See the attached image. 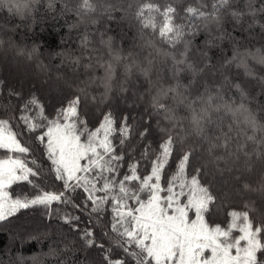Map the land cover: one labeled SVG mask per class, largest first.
Here are the masks:
<instances>
[{
    "label": "snow or ice",
    "instance_id": "6c2138e0",
    "mask_svg": "<svg viewBox=\"0 0 264 264\" xmlns=\"http://www.w3.org/2000/svg\"><path fill=\"white\" fill-rule=\"evenodd\" d=\"M236 2L212 0L209 5L200 0L197 7L181 8L175 0H62L58 10L57 0H0V9L30 21L29 27L42 11L51 14L53 20L74 16L72 23L65 24L69 33L84 27L77 36L80 54L66 50L55 55L75 66L87 57L89 63L83 65L86 69L100 66L105 73L99 83L96 78L75 86L65 81V87L72 91L62 97L51 117L34 92L24 98L19 91H8L9 97L17 98V104L10 105L13 114L0 118V151L4 153L0 158V224L22 210L43 208L50 218L55 214L78 232L83 247L101 249L105 264H264V103L251 107V98L239 84L230 85L238 97L226 92L227 77L223 82L215 80L219 68L207 50L215 46V41L225 39L227 17L235 27L245 17L264 14V0L259 7L254 0H244L239 8ZM100 19L134 20L139 25L137 36L143 41L140 47L153 49L156 56L164 57V63L171 61L175 82L165 86L162 77L152 79V53L143 65L132 53H125L113 37L106 36L108 28L91 33L88 25H96ZM260 28L264 31V24ZM200 31L207 33L205 48L194 49L192 40ZM97 34L110 57L108 61H103L100 49L93 46L91 36ZM227 38L233 39L230 33ZM3 43L0 39V47ZM39 54V45H34L26 55L32 60ZM18 55H25L24 50L19 49ZM245 57L264 64L261 49L241 53L235 44L225 64L239 59L237 66L255 78L247 69ZM122 60H131L124 65L126 77L135 69L150 85L148 105L153 114L162 117L156 122V147L145 139L151 127L147 122L149 127L138 133L143 147L136 155L131 154L135 147L129 142L136 118L125 113L117 124L111 103L115 66ZM182 74H187V84L182 82ZM260 80L264 85V77ZM93 85L103 91L92 95L89 88ZM2 86L0 81V95ZM116 91L123 96L128 89L121 84ZM89 105L101 109V119L93 128L83 115ZM181 106L187 116L177 114ZM25 137L43 146L52 181L59 182V190H47L38 182L41 165L31 158L32 149L22 142ZM250 144L255 147L250 148ZM256 162L260 164L259 179L253 181L246 174L253 172ZM166 168L169 175L162 184ZM21 182L31 186L33 193L13 196L8 191ZM77 191L83 194L79 204L72 199ZM235 198L241 200L245 210L230 211L226 226L212 221L217 211ZM69 207L90 217L95 214L89 224H98L105 211L110 212L102 226V235L110 246L97 241L92 227L81 229L80 216L68 211ZM190 212H194L191 219ZM206 214H210L207 219ZM113 246L120 250L117 258H113Z\"/></svg>",
    "mask_w": 264,
    "mask_h": 264
},
{
    "label": "trees",
    "instance_id": "16d2710c",
    "mask_svg": "<svg viewBox=\"0 0 264 264\" xmlns=\"http://www.w3.org/2000/svg\"><path fill=\"white\" fill-rule=\"evenodd\" d=\"M209 5L212 0H205ZM257 7H259L260 0H254ZM178 7H186L191 5L197 7L200 0H175ZM62 0H57L56 7L59 10L62 8ZM71 6V5H70ZM244 0H237L236 7H243ZM209 11L210 8L204 9ZM119 16V13L116 14ZM43 16V19H41ZM37 22L29 27L30 21L21 20L19 17L10 15L5 9H0V39L7 43V47L10 52L16 56H21L25 61L29 62L31 67L38 68L43 73H37L40 77L42 85L35 86L29 85L26 82L21 85H10L7 81V77L11 76L12 72L7 69L2 62V55L0 54V81H3V94L0 95V117L6 118L7 115L13 114V108L10 105L15 106L17 104L16 97H9L8 91H19L22 97L26 98L31 93H35L42 103L45 105V113L50 117L55 115L57 107L60 106V101L63 96L69 94L72 89L66 88L64 82L67 81L75 84H80L81 81L88 80L89 78H96L99 83V78L104 76V68L96 66L94 68H85L83 65L89 63L87 57L81 61L80 66H75L71 62L62 61L61 57L56 56L55 53L61 51H71L75 55H79L77 36L79 32L84 30L82 26L78 30H72L69 33L65 21L72 23L75 17L72 15H66L62 18L53 20L51 14L44 13L37 14ZM253 19L258 21L253 23ZM184 22V21H181ZM252 27H249V25ZM260 24H264V14H258L255 18L245 17L240 25L234 27V22L230 17L225 19L224 28L226 29L225 39L215 41V46L209 47L208 56L214 65H217L219 71L215 73V80L217 82H223L225 77L229 82V87L225 88V91L234 97H238L239 93L236 89L231 88L230 85L235 83L239 84L251 98V107L257 108L259 104L264 103V94H261V88L264 85L261 84V77H264V64L257 63L251 57H245L247 69L255 74V78L246 74V70L242 66H237L240 60L237 59L232 64H225L226 58H230L233 54L234 44L243 53L246 50L255 52L256 49H261L264 52V31L261 30ZM105 28H108L106 36L113 37L114 42L121 47L125 53H132L133 57L143 65H147L146 57H149V53L152 56L149 58L154 59L153 75L152 79H157L158 76L163 78L165 86L174 83L171 76V61L164 63V57L156 56L153 49L144 48L140 45L143 43L138 36L139 25L134 20H119L118 22L109 21L106 19H100L96 25H88V30L91 33L104 32ZM3 31V32H2ZM231 34L232 40L227 38V34ZM148 30H145V36L147 38ZM106 38V37H105ZM207 33L200 31L192 40L193 48H205V41L207 40ZM93 46L100 49L99 55L103 61H108L110 57L107 54V50L99 44V35L91 36ZM66 41V42H62ZM34 45H39L40 54L32 60L27 59V52L31 50ZM13 47V49H12ZM165 50H169L167 45L162 46ZM5 50V45L0 47ZM23 49L25 55H18V50ZM171 51H175L172 49ZM195 59H199L197 56ZM95 63V60L92 61ZM131 63V60H122L115 66V77L113 80L114 99L111 101L114 108V115L117 118V124L122 114L128 113L132 117H135L134 122V134L130 139L135 147V152L131 153L136 155L140 152L143 144L139 140L138 133L145 127H149L151 124L149 137L146 140H150L153 147H156L157 137L159 135L157 128V121L162 120V117H158L153 114L152 109L148 105L149 101V88L150 85L144 80L135 69L132 70L130 76H125L124 65ZM41 64L46 66L41 67ZM223 65V67H220ZM60 77V79H57ZM197 79H203L198 77ZM45 80V81H44ZM183 83H188L187 74L181 75ZM26 81V80H25ZM62 84L59 86V84ZM55 86H52V85ZM124 84L128 91L121 96L116 89ZM82 86V85H81ZM51 92H48L50 91ZM202 90V89H201ZM103 91L102 87H96L95 85L89 88V92L92 95H99ZM53 92V94H52ZM154 94V90H153ZM143 97L140 99L139 97ZM227 98V97H226ZM171 103V101H165ZM107 105H102L101 108L107 109ZM177 114L179 116H187V111L181 106L177 108ZM83 115L88 122L90 128L95 127L101 119V109L96 108L94 105H89L84 109ZM227 119V118H226ZM133 123L132 120L129 121ZM15 126V125H14ZM34 135V134H33ZM118 135V133H117ZM115 142V137L113 138ZM22 142H26L27 146L32 149L31 158L37 160L42 169L41 186L47 190H59V182H53L50 172V162L47 161L43 153V146L38 145V142L30 140L27 137ZM254 145H249L253 147ZM127 150V143L125 146ZM119 151V148L117 149ZM0 157H4V153L0 151ZM128 160V156L125 157ZM33 166V165H29ZM260 164H256L252 173L259 172ZM123 169L121 172L123 173ZM169 175V171L166 168L164 177L161 183L164 184ZM9 192L13 196H26L33 193V189L26 182L14 184ZM254 200L255 198L252 197ZM72 199L75 203L79 204L83 200V194L77 191L73 194ZM247 199V197H245ZM55 207V206H54ZM89 207L91 205L89 204ZM244 211L243 203L239 198H235L234 202L224 204L212 217V221L226 226L228 221V213L230 211ZM68 211L74 212L80 216V228L92 227L95 233V237L98 242L103 243L106 247L110 246V242L107 237L102 235V226L104 221L110 217V212L105 211L98 224L95 222L89 224L88 221L93 219L95 214L90 217L87 213L80 212L76 209L68 208ZM206 214V219L208 218ZM253 213H250V216ZM239 233H234L238 235ZM264 237V233L261 234ZM12 242V243H11ZM65 245H68V249H65ZM4 253V263L0 261V264H105L102 257V250L93 246L92 248L83 247V241L80 240L78 232H73L70 226L64 224L55 214L50 218L46 215L45 210L40 207L30 208L28 210H22L16 216L11 217L10 221H6L0 224V255ZM6 253V254H5ZM120 250L113 246V258H117L120 255ZM39 256V258H37ZM37 259V260H36Z\"/></svg>",
    "mask_w": 264,
    "mask_h": 264
},
{
    "label": "rangeland",
    "instance_id": "374dc122",
    "mask_svg": "<svg viewBox=\"0 0 264 264\" xmlns=\"http://www.w3.org/2000/svg\"><path fill=\"white\" fill-rule=\"evenodd\" d=\"M7 43H9V42L3 43V45H5L6 49L5 50L0 49V54L3 57V59H2L3 65L12 72L11 76L9 74V76L7 77L8 83L10 85H21V84H24V82H26L29 85H35V86L42 85L44 82H41L40 77L37 73H43V71H40L38 68L31 67L30 63L25 61L21 56H16L13 53H11L10 49L7 47ZM12 49H13V47H12ZM58 84H59V86L62 85L60 83H58ZM52 86H55V85L53 84ZM48 92H51V90ZM52 94H53V92H52ZM0 118H2V117H0ZM253 147H255V146H253ZM0 158H3V157H0ZM253 159L255 160V158H253ZM256 164H258V162H256L255 165ZM246 175L248 177H250L251 180H253V181L259 179V172L250 173V174H246ZM8 191H9V189H8ZM253 197L255 199H257L255 195H253ZM258 204H259V202L257 201V205ZM193 216H194V212H190L189 213L190 219ZM3 255H4V253L0 255V261L2 263H4V260H6L5 263H7L8 258L4 259ZM37 258H39V256ZM39 261H41L40 258H39Z\"/></svg>",
    "mask_w": 264,
    "mask_h": 264
}]
</instances>
